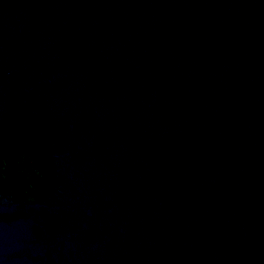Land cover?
Returning a JSON list of instances; mask_svg holds the SVG:
<instances>
[{
    "label": "water",
    "instance_id": "obj_1",
    "mask_svg": "<svg viewBox=\"0 0 264 264\" xmlns=\"http://www.w3.org/2000/svg\"><path fill=\"white\" fill-rule=\"evenodd\" d=\"M0 264H264V0H0Z\"/></svg>",
    "mask_w": 264,
    "mask_h": 264
}]
</instances>
